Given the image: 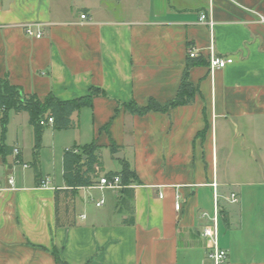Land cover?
Returning <instances> with one entry per match:
<instances>
[{"label":"crops","instance_id":"0c3cea01","mask_svg":"<svg viewBox=\"0 0 264 264\" xmlns=\"http://www.w3.org/2000/svg\"><path fill=\"white\" fill-rule=\"evenodd\" d=\"M261 18L264 0H0V79L40 99L99 91L72 113V127L47 125L30 156L21 137L9 138V117L2 138L0 111V177L15 144L30 164L16 168L15 189L0 190V264H211L200 229L215 191L228 216L224 225L220 215L227 264H264ZM28 24L43 36H27ZM191 47L193 102L125 110L172 99ZM211 48L233 61L211 71ZM90 143L103 162L95 184L124 163L134 170L129 209L119 208L120 188L56 195L66 189L64 150ZM131 215L133 224L122 222Z\"/></svg>","mask_w":264,"mask_h":264},{"label":"trees","instance_id":"16d2710c","mask_svg":"<svg viewBox=\"0 0 264 264\" xmlns=\"http://www.w3.org/2000/svg\"><path fill=\"white\" fill-rule=\"evenodd\" d=\"M197 63L196 57H189L186 62L180 86L176 95L165 102L158 103L154 99H150L147 105L138 106L135 103L124 104L126 111L143 115L150 111H167L169 108L189 104L193 102L195 97V88L188 79L190 66ZM99 93L98 90H90L83 97L72 100H59L52 94L47 95L44 99H40L36 94L25 93L22 87L9 83L7 79H0V111H1V135L4 138L7 123L8 113H26L28 115V123L33 128L34 147L39 148L44 128L48 125H42L40 122H47L51 117L53 122L51 126L55 129H68L73 126L71 115L76 110L85 106H91L93 96ZM0 146V150H3ZM100 146L93 143L83 146H71L63 152V179L66 189L56 190V195L64 192L68 195H73L79 187L94 185L99 178L100 172L103 171V162L100 154ZM119 175L120 177V193L119 201L120 209H129V198L132 197V183L139 182L137 176L129 166L124 163L120 172H107L105 176L112 177ZM67 207V205H66ZM222 221L224 225L228 223V216L225 209L220 208ZM123 223L133 224L134 217L131 215L128 219H124ZM57 225L64 224L59 216L56 217ZM54 256L58 262H61L57 253L54 251Z\"/></svg>","mask_w":264,"mask_h":264},{"label":"built area","instance_id":"2783aa9c","mask_svg":"<svg viewBox=\"0 0 264 264\" xmlns=\"http://www.w3.org/2000/svg\"><path fill=\"white\" fill-rule=\"evenodd\" d=\"M80 17L82 19H86V14H81ZM201 20H207V16L205 14H201ZM264 21V18H261ZM210 23V21H209ZM211 24V23H210ZM35 24H28L23 27L24 33L29 37L40 38L43 36V32L40 28L35 27ZM197 52L194 48H189L188 56L196 57ZM233 61L230 56H220L216 55L211 48V53L209 56V67L211 71H214L218 68H223L226 65L230 64ZM53 119L49 117L47 122L41 121L42 125L48 124L51 125ZM11 161L10 166L8 167V171L3 177H0V190L3 189H15V171L17 167H21L22 169H28L30 164L24 161L21 158V149L15 144L10 152ZM42 187L47 186V182L42 181ZM94 188H120V177L118 175H114L112 177L103 176L99 179L98 184L92 185ZM228 201L231 203L238 202V196L236 193H230L228 197ZM103 203V199H100L95 204L99 206ZM176 208H179V204L176 203ZM220 205H219V194L215 191L213 195V211L211 214L207 212H202L201 217L207 219V223L204 224L200 229V235L205 240V253L206 257L211 261V264H227L228 253L227 250L221 247L220 245Z\"/></svg>","mask_w":264,"mask_h":264},{"label":"rangeland","instance_id":"374dc122","mask_svg":"<svg viewBox=\"0 0 264 264\" xmlns=\"http://www.w3.org/2000/svg\"><path fill=\"white\" fill-rule=\"evenodd\" d=\"M8 117L9 138L15 137L16 134L21 137L23 139V151L26 156H30L32 150L34 149L33 130L26 122L24 113H20V115H18L17 113L10 111L8 113Z\"/></svg>","mask_w":264,"mask_h":264}]
</instances>
